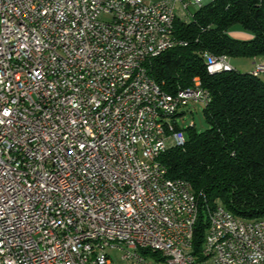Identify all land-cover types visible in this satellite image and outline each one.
Here are the masks:
<instances>
[{"label": "built area", "instance_id": "2783aa9c", "mask_svg": "<svg viewBox=\"0 0 264 264\" xmlns=\"http://www.w3.org/2000/svg\"><path fill=\"white\" fill-rule=\"evenodd\" d=\"M210 1L0 0V264H115L112 251L154 264L148 250L165 252L161 264H197L172 241L193 248L199 202L186 179L163 182L159 159L186 143L175 119L185 105L159 94L148 62L182 45L176 19ZM204 56L211 74L232 65ZM177 91L209 103L199 76ZM212 208L201 264H264V218Z\"/></svg>", "mask_w": 264, "mask_h": 264}, {"label": "trees", "instance_id": "16d2710c", "mask_svg": "<svg viewBox=\"0 0 264 264\" xmlns=\"http://www.w3.org/2000/svg\"><path fill=\"white\" fill-rule=\"evenodd\" d=\"M239 24L251 37L231 34ZM176 38L185 44L168 49L148 62L149 74L168 93L192 84L199 76L209 93L204 107L208 128H183L186 143L159 157L167 177L192 184L199 201L192 254L201 264L209 212L221 202L234 214L264 218V79L235 68L211 74L205 52L229 57L264 55V0H212L194 17L175 21ZM161 264L165 256L144 251Z\"/></svg>", "mask_w": 264, "mask_h": 264}, {"label": "bare ground", "instance_id": "6f19581e", "mask_svg": "<svg viewBox=\"0 0 264 264\" xmlns=\"http://www.w3.org/2000/svg\"><path fill=\"white\" fill-rule=\"evenodd\" d=\"M138 15V8H129V16H137ZM104 18H114V11L113 10H104ZM27 27H35V19L34 18H27ZM182 44H185L182 42ZM45 56L47 58H54V50L52 48H45ZM158 55H151V58L156 57ZM57 57H64V50H57ZM232 68L229 65V70ZM159 94H169L173 95V99L175 102L180 105H187L191 102V96L187 95V93H182L181 91H177L174 94L168 93L163 90L159 86ZM208 99H209V93ZM150 100L151 102H158V91H150ZM138 158L140 161H147V152L145 150H138ZM163 182L164 183H173V179H169L167 177V172H163ZM195 202H199L197 196L195 195ZM213 217V209L209 212V218ZM206 245H213V238L212 233H207ZM172 248L175 250H179V252H190V257L193 260H196L194 255L192 254L191 244L189 241H172ZM165 256L164 251H159ZM81 257H88V249H81ZM172 264H182V260H172Z\"/></svg>", "mask_w": 264, "mask_h": 264}, {"label": "rangeland", "instance_id": "374dc122", "mask_svg": "<svg viewBox=\"0 0 264 264\" xmlns=\"http://www.w3.org/2000/svg\"><path fill=\"white\" fill-rule=\"evenodd\" d=\"M190 9H194L191 6ZM243 30V28L236 24L232 27L231 31ZM247 32V31H245ZM232 68H235L241 72H248L252 67L256 66L252 57L249 56H235L230 57ZM264 79V74L261 75ZM205 105L200 101H191L189 104L179 108L178 114L175 116L178 125L183 128H187L188 125L195 124V128L198 132L208 128L209 124L204 113ZM113 259L115 264H122L121 253L119 251H112Z\"/></svg>", "mask_w": 264, "mask_h": 264}, {"label": "crops", "instance_id": "0c3cea01", "mask_svg": "<svg viewBox=\"0 0 264 264\" xmlns=\"http://www.w3.org/2000/svg\"><path fill=\"white\" fill-rule=\"evenodd\" d=\"M231 34L233 35V36H235V37H238V38H249V37H251V34L249 33V32H245V31H241V30H234L233 32L231 31ZM253 60H254V63L255 64H257V63H264V55H261V56H257V57H254L253 58ZM255 67V66H254ZM254 67H252L250 70H249V72L251 71V70H253L254 69ZM262 75V74H261ZM260 75V76H261Z\"/></svg>", "mask_w": 264, "mask_h": 264}]
</instances>
